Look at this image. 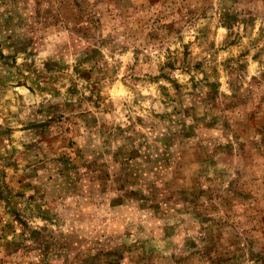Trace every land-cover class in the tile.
<instances>
[{
	"label": "rangeland",
	"instance_id": "374dc122",
	"mask_svg": "<svg viewBox=\"0 0 264 264\" xmlns=\"http://www.w3.org/2000/svg\"><path fill=\"white\" fill-rule=\"evenodd\" d=\"M0 264H264V0H0Z\"/></svg>",
	"mask_w": 264,
	"mask_h": 264
}]
</instances>
